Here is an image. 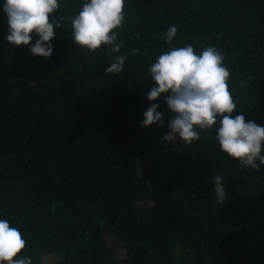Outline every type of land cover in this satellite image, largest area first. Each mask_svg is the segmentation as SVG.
<instances>
[{
    "label": "trees",
    "instance_id": "16d2710c",
    "mask_svg": "<svg viewBox=\"0 0 264 264\" xmlns=\"http://www.w3.org/2000/svg\"><path fill=\"white\" fill-rule=\"evenodd\" d=\"M79 7L80 0H60L50 19ZM122 11L117 39L127 58L117 74L104 71L115 55L106 46L90 53L73 45L68 21L53 30L46 59L12 47L0 13V219L25 241L17 257L184 264L179 247L189 264H264V165L253 170L227 158L215 126L191 144L162 142L170 118L164 97L145 99L147 67L158 54L213 45L224 54L236 111L264 126V0H125ZM169 25L177 31L166 44ZM150 103L162 124L141 128ZM217 175L223 205L212 188Z\"/></svg>",
    "mask_w": 264,
    "mask_h": 264
},
{
    "label": "clouds",
    "instance_id": "9594fccd",
    "mask_svg": "<svg viewBox=\"0 0 264 264\" xmlns=\"http://www.w3.org/2000/svg\"><path fill=\"white\" fill-rule=\"evenodd\" d=\"M124 2L80 0L74 15L50 19V14L60 7V0H0V13L6 18L4 39L12 47L27 46L31 56L46 59L53 51L49 43L53 30L68 21L73 45L90 53L106 46L105 50L115 55L104 71L117 74L127 58L120 54L123 43L117 39V30L124 21ZM176 31L175 25L168 26L163 33L166 44L173 41ZM224 59L213 45L204 46L198 53L190 43L168 48L147 67L151 85L145 99L152 102L164 97L170 118L162 142L191 144L199 138L200 131H211L215 126L214 140L219 151L239 166L255 170L264 165V126L245 121L243 113L236 111ZM157 107L150 103L142 113L139 127L161 126L163 113ZM221 179L215 176L212 188L216 202L223 205L226 193ZM24 246L19 230L10 226L8 220L0 219V264H31L29 258L17 257Z\"/></svg>",
    "mask_w": 264,
    "mask_h": 264
},
{
    "label": "rangeland",
    "instance_id": "374dc122",
    "mask_svg": "<svg viewBox=\"0 0 264 264\" xmlns=\"http://www.w3.org/2000/svg\"><path fill=\"white\" fill-rule=\"evenodd\" d=\"M139 206L143 209H146L150 206V203H142ZM99 223L102 224L100 221ZM103 240H104V243L112 250V252L114 253L117 259L120 260L124 258L125 250H123L121 245L118 244V242L116 241V239H114V237H112L110 234H106ZM174 253L177 257V260L179 258H182L185 261L184 264H189V254L187 251H183L179 247H176L174 250ZM63 257H64V254L62 252L45 255L41 258L40 264H57L63 259ZM176 264H178V261H176ZM179 264H181L180 260H179Z\"/></svg>",
    "mask_w": 264,
    "mask_h": 264
}]
</instances>
